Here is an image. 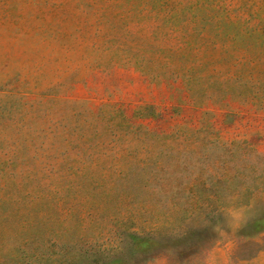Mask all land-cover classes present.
Returning <instances> with one entry per match:
<instances>
[{"label":"rangeland","instance_id":"rangeland-1","mask_svg":"<svg viewBox=\"0 0 264 264\" xmlns=\"http://www.w3.org/2000/svg\"><path fill=\"white\" fill-rule=\"evenodd\" d=\"M0 264H264V0H0Z\"/></svg>","mask_w":264,"mask_h":264}]
</instances>
